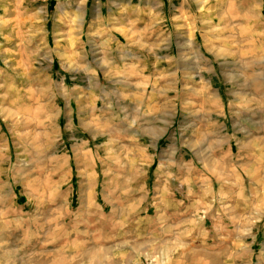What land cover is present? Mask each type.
I'll list each match as a JSON object with an SVG mask.
<instances>
[{
    "label": "rangeland",
    "instance_id": "obj_1",
    "mask_svg": "<svg viewBox=\"0 0 264 264\" xmlns=\"http://www.w3.org/2000/svg\"><path fill=\"white\" fill-rule=\"evenodd\" d=\"M0 232L15 264H264V0H0Z\"/></svg>",
    "mask_w": 264,
    "mask_h": 264
},
{
    "label": "clouds",
    "instance_id": "obj_2",
    "mask_svg": "<svg viewBox=\"0 0 264 264\" xmlns=\"http://www.w3.org/2000/svg\"><path fill=\"white\" fill-rule=\"evenodd\" d=\"M160 119H171V117H164V116H154L152 117L153 123H158ZM129 135L126 136V139L132 140L134 142V138L138 137L140 135L138 130H134L132 128L127 129ZM172 145V135L170 133V130L167 133L166 141L163 146L160 144L151 145L149 144L148 150L155 152L159 154V156L162 158L164 154L168 151V148ZM15 245L12 242L11 239L6 238L5 235H3L2 232H0V253H3L5 256L8 253V250L13 248ZM17 252L20 251V249L16 250ZM0 264H15V262L10 261L8 259H0Z\"/></svg>",
    "mask_w": 264,
    "mask_h": 264
}]
</instances>
